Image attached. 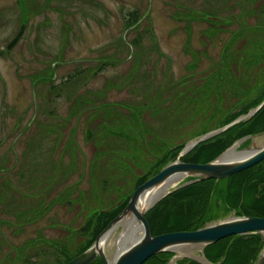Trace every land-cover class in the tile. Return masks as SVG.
<instances>
[{
	"label": "rangeland",
	"instance_id": "obj_1",
	"mask_svg": "<svg viewBox=\"0 0 264 264\" xmlns=\"http://www.w3.org/2000/svg\"><path fill=\"white\" fill-rule=\"evenodd\" d=\"M212 7L221 16L207 14L209 18L231 21L217 36L211 30L218 27L210 26V19L202 12ZM260 8L259 2L247 0H0V50H6L26 24L20 42L0 57V173L4 172L0 185L9 183V190L0 195V199L7 196L0 203L3 244L22 247L40 235L55 241L65 237L66 228L78 229L84 217L78 215L76 207L66 204L55 205L36 222H28L32 205L53 204L67 188H75L68 200L72 203L82 193L86 203L93 202L96 193L95 203L101 202L98 206L104 210L118 202L126 207L139 187V177L162 157L160 152L180 145L184 150L201 133L219 126L227 114L225 108L239 100L235 81L248 69L250 72L243 75L246 86L264 79V65L240 64L232 72L222 70L224 49L239 30L257 26L264 18ZM133 12L140 25L127 28ZM246 37L247 43L253 41ZM136 41L135 47L132 44ZM242 44L236 42L232 51ZM106 56L113 57L115 63L91 76ZM79 71H83L82 76ZM258 91L254 89L252 95ZM103 104L113 106L116 115L111 116L109 125L101 127L99 118H92L89 112ZM100 109L110 111L111 107ZM133 109L142 124L144 152L126 159L129 174L122 179L114 180L100 168L93 174L94 160L111 154L109 144L114 150L124 143L118 137L119 128L125 127L124 119L133 116ZM103 136L108 142L100 148L97 145ZM128 142L140 148L136 137ZM117 160L124 167V159ZM142 161L150 163L142 166ZM190 180L181 179L168 192L185 187ZM93 189L97 192L92 195ZM234 217V212L221 215L207 225ZM6 221L12 225L4 224ZM114 245L106 250L110 258ZM204 250L180 248L174 252L178 258L169 264L183 258L213 264L204 259ZM43 254L41 258L54 260L51 248Z\"/></svg>",
	"mask_w": 264,
	"mask_h": 264
},
{
	"label": "trees",
	"instance_id": "obj_2",
	"mask_svg": "<svg viewBox=\"0 0 264 264\" xmlns=\"http://www.w3.org/2000/svg\"><path fill=\"white\" fill-rule=\"evenodd\" d=\"M247 2H259L261 7L260 15L264 16V0H247ZM211 5L214 4L211 3ZM226 7L233 6L227 4ZM202 12H204V17L206 16L207 18H205L206 20H209L207 14L221 16V13L216 11L213 7L204 9ZM227 21H208L210 22V26L218 27L211 30L212 35L217 36L221 33L226 26L225 24H228L230 20ZM140 22L141 21L136 13L133 12L127 20V28H137L140 25ZM263 27L264 18H260L255 28L239 30L240 34H236L223 51V55L225 56L223 62H226V64L222 67V70L232 72V68L240 67V64L244 67L264 65ZM244 36L246 40L243 38ZM246 36H250L253 41L247 43L248 37ZM240 41H243L242 46H237V50L232 51L233 45ZM137 42L139 41L134 42L132 45L136 47ZM114 63L115 60L111 56H106L100 59L97 69L92 71L91 76L98 75L103 69L107 66H112ZM249 72L250 69H248L247 72H244L243 75H247ZM77 74L82 76L83 71H79ZM243 75L234 83L237 88L236 94L239 100L235 102L233 106L225 108L227 114L224 116L219 126L207 130L199 136H203L211 131L230 125L238 118L247 116L252 110L256 109L264 102V79L256 81L253 86H246V80L243 78ZM40 81L38 80L36 83ZM228 88H224V91H227ZM256 88H259V91L253 96L252 92ZM56 90L58 91L59 88ZM102 107H111V110L103 111L100 109ZM112 107L113 106L106 104L96 105L91 108L93 110H91L89 114L92 118H99L97 120H100L98 123L101 127L104 126L105 123L109 125V122H111V116L115 117L114 115H116L112 112ZM135 108L136 107H134V109ZM134 109L131 111L133 116L127 119V121L124 119L125 127L119 128L118 137L123 139L124 143L114 147L116 152H114L112 149L113 147L111 148V144H109L108 147L111 149V154L105 153L98 158L99 160H94L96 167L92 170L93 174L98 171V168H100L104 169L102 171L104 175H108L114 180L118 178L122 179L125 174H129L125 166L128 162L126 159H129L131 155L139 154L141 150L144 152V147H142L144 141L140 139L142 131L139 127V125L142 126V124L138 120ZM225 110H223V112H225ZM75 113L78 114L79 112ZM116 121L110 126L114 127ZM132 128L133 132L131 133ZM99 130H97V132ZM263 131L264 106L248 120L235 124L214 138L200 143L194 150L186 154L182 160L187 163L195 164L212 162L237 141ZM89 134L92 137V134L88 132V136ZM110 135L113 136L112 133H110ZM94 137H96V134ZM132 137H136L140 141L141 149L138 148L134 142H128ZM107 142V137L103 136L101 142L97 146L101 148V144L106 146ZM246 142L247 145L249 140ZM182 148L183 145H180L166 152H160L162 157L160 158L159 156V159L156 160L155 164L149 167V172L143 174V177H139L137 186L145 183L149 178L158 174L169 162L174 161L180 154ZM97 150L100 152L102 149L99 150L97 148ZM116 157L117 159H124V167L119 163ZM144 161L141 162L142 166L149 165L150 161ZM3 174L4 172L0 173L1 176ZM131 176L133 177V175ZM2 183L4 184L0 185V195L2 192L9 190V183L6 181H3ZM73 191H75V188L65 189L62 194L54 199L55 201L53 204L44 205L42 202H38L37 205H32L27 212V216H29L28 222H36L42 217L45 210L50 211L55 205L66 204L70 208H77L78 215L84 217V223L76 230H72L70 227L69 229L66 228L65 237L60 240L51 241L40 235L38 239H29L22 247H16L10 243L5 245L0 240V264H66L89 249L96 241L99 234L121 213L126 204H122L119 208L115 209L113 211L115 215L114 217H111L113 214L112 212H103V207H99L101 202L96 201L95 203V197H97L95 192H97V189L91 191L90 194H95L94 201L90 203L84 201L86 196L85 193H82L79 200H76L74 203L69 202L68 200L74 193ZM6 197L7 196H3V199H0V203L5 202ZM92 204L95 206H92ZM98 204L100 205L98 206ZM159 204V206L148 212L146 215L153 235L179 231H195L204 228L208 223L215 221L216 218L221 215L226 217L232 212H235V215L237 216L264 217V161L227 179L220 181H200L181 187L167 195ZM106 217L107 219H105ZM2 223L3 222L0 221V224ZM4 224L12 225L11 222L8 223L7 221L4 222ZM83 226L84 229L81 230ZM263 246L261 237L258 234L233 236L207 246L204 250V256L213 264H253ZM47 247L51 248L52 254L54 255V260L52 262L46 257L41 258V256L44 255V251L47 250ZM6 248H8V251H5ZM9 248H11L10 251ZM33 250H35V252L31 253ZM173 256V253L159 254L151 257L144 264H168ZM33 258H35V260H33ZM94 264L104 263L101 260H98ZM176 264L200 263L189 259H181L178 260Z\"/></svg>",
	"mask_w": 264,
	"mask_h": 264
},
{
	"label": "water",
	"instance_id": "obj_3",
	"mask_svg": "<svg viewBox=\"0 0 264 264\" xmlns=\"http://www.w3.org/2000/svg\"><path fill=\"white\" fill-rule=\"evenodd\" d=\"M209 19L213 21L219 20L213 18ZM25 28L26 24H22L18 33L13 37V39L6 47V50L8 52L14 49L20 42ZM4 53L5 50L1 49L0 57L3 56ZM263 106L264 102L259 107L252 110L247 116L241 117L240 119L222 129L205 134L194 143L187 145V147L184 148V150H182V152L179 154L176 161L165 166L158 174L147 180L144 184H142L135 190L134 194L128 202V205L99 234L96 241L89 249L66 264H94L98 260H101L104 264H111L106 254L103 237L111 229L118 226L130 216H134V218L140 223L143 228V231H141L142 234L138 239H136L134 242H131L130 245L121 250V253H119L114 259L113 264H144L148 259L159 254L174 253L176 252V249L187 246L205 248L209 245L215 244L223 239L233 236L258 234L261 237L262 244L264 245V217H234L217 224L208 225L195 231H179L154 236L151 233V228L146 218V213L154 206L155 203L148 209H143L139 206L142 196L145 193H150L152 190L156 189L158 186L166 183L169 180L175 178L191 179L188 183L184 184V186L200 181H220L223 179H227L235 174L241 173L263 162L264 131L239 140L236 144H234L212 162L205 164H195L181 161V158L191 150H193V148H195L197 145L206 140L214 138L233 125L251 118ZM247 140H249V144H247L246 147L240 150L242 154L237 156V159L224 161L225 154L229 150H231L234 146H237V144L241 145V143L246 142ZM169 193L170 192L165 194L163 197L167 196ZM122 204L123 202H118L112 207L103 210V212L107 213L114 211ZM83 229L84 226L81 228V230ZM178 255L175 254L171 261H175V259L178 258ZM190 259L195 260L193 258ZM204 259L207 260L205 257ZM196 261L200 262L197 259ZM208 264L210 263L208 262ZM253 264H264V247L262 248V251Z\"/></svg>",
	"mask_w": 264,
	"mask_h": 264
},
{
	"label": "bare ground",
	"instance_id": "obj_4",
	"mask_svg": "<svg viewBox=\"0 0 264 264\" xmlns=\"http://www.w3.org/2000/svg\"><path fill=\"white\" fill-rule=\"evenodd\" d=\"M239 144L237 146H234L231 150H229L225 154L224 161L237 159V156L241 155V152L237 151ZM182 178H175L172 180L167 181L166 183L158 186L156 189L152 190L150 193H145L142 196L141 202H140V208H150L154 203L157 202L161 197H163L178 181H180ZM229 220V219H228ZM121 229L118 236H116V232L118 229ZM141 231H143L142 226L140 223L134 218V216H130L126 220H124L122 223H120L118 226L111 229L108 233L105 234L103 237V242L105 245V249L107 250L108 246L110 244L114 245V254L110 257H108L109 262L111 264L114 263V259L116 256L121 253V250L127 247L131 244V242H134L136 239H138L141 236ZM176 250H180L176 249Z\"/></svg>",
	"mask_w": 264,
	"mask_h": 264
}]
</instances>
